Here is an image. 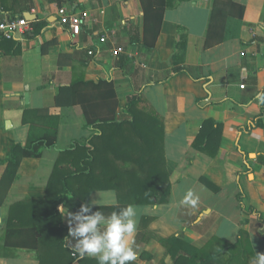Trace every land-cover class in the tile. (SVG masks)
Listing matches in <instances>:
<instances>
[{"label":"crops","instance_id":"crops-1","mask_svg":"<svg viewBox=\"0 0 264 264\" xmlns=\"http://www.w3.org/2000/svg\"><path fill=\"white\" fill-rule=\"evenodd\" d=\"M233 1L245 6L243 17L234 9L236 15L226 18L223 39L209 38L207 44L213 0H176L164 12L155 47L148 49L143 42L153 34L145 32L143 0H0V20L31 14L48 23L34 39L27 37L31 30L21 39L0 43V264H40L36 249L16 245L26 235L6 238L9 218L13 206L46 198L60 152L91 135L81 105L56 104L59 86L81 77H111L120 107L140 93L142 104L163 119L160 153L147 167L119 161L110 174L119 189L94 190L89 196L99 206L105 203L99 193L111 191L118 205L137 207L133 239L139 255L130 264H172L161 239L173 236L197 247L208 244L211 250L237 243L236 259L256 264L257 253H264V128H243L261 111L254 97L264 89V0ZM61 7L87 9L92 17L74 34L59 21ZM111 30L115 35L99 43ZM179 35L185 46L178 47ZM90 48L97 51L89 54ZM174 67L186 71L165 80ZM29 108H47L59 116L57 146L41 157H25L6 189L1 181L12 147L28 138L23 115ZM117 117L128 115L119 109ZM207 119L223 123L212 157L193 147ZM95 170L105 173L102 167ZM129 180L148 184L130 187ZM156 181L162 189L169 183L168 200L136 201L150 198ZM190 192L195 205L188 202ZM29 212L28 205H20L23 217ZM67 212L75 211L63 210L68 227Z\"/></svg>","mask_w":264,"mask_h":264},{"label":"trees","instance_id":"trees-1","mask_svg":"<svg viewBox=\"0 0 264 264\" xmlns=\"http://www.w3.org/2000/svg\"><path fill=\"white\" fill-rule=\"evenodd\" d=\"M175 1L143 0L145 32L149 30L153 34L149 37L150 39L145 36L143 43L148 49L155 47L164 12L168 6H174ZM244 8V5L237 4L233 0H213L207 44H209V38L223 39L226 18L236 13L242 18ZM47 24V21L43 20L32 21L33 29L27 37L34 39L41 35ZM62 25L67 28V25ZM178 29L181 32L180 28ZM181 39L179 35L178 47L182 44L185 46L186 40ZM183 71H186L184 67H174L165 80ZM142 102L143 99L139 93L128 98L125 105L120 107L111 77L99 78L97 81H86L84 77H81L69 84L60 85L56 104L58 106L81 105L86 116V127L92 133L83 142L74 140L69 148L60 152L48 183L46 198L21 202L23 206H29L30 212L27 218L20 213V203L13 206L6 238L26 235V239L17 241L16 245L36 249L40 264H73L75 262L97 264L95 258L80 257L66 246L68 227L63 222V210L69 208L75 212L78 211L81 203L89 201V196L94 190L119 189L115 186L118 182L110 176L111 171L118 169L117 162L132 161L138 164L136 169L143 170L147 167L149 160L156 157V152L160 153L161 148L157 145L158 141L163 140V119L156 110L143 105ZM260 107L259 116L250 121L251 123L244 127V130L264 128V105L260 104ZM119 109L123 114L128 115V118L119 119L117 117ZM59 120V116L50 114L47 108H29L24 111L23 123L29 125L28 138L26 141L18 140L14 143L1 186H6L5 188L8 189L16 180L18 168L25 157H41L46 149L57 146ZM222 128V122L214 119L205 120L193 147L211 157L214 156L219 145L215 137L222 133ZM97 167L103 168L105 171V173L101 172L103 176L99 171L96 172ZM157 181L161 184L160 180L157 179ZM157 181L154 191L149 194L150 198L139 196L136 201L166 202L170 194V185L168 183L165 189H162L160 187L162 185L159 186ZM134 183L136 186L148 184L147 180H134L127 185L132 187ZM238 198L242 201L241 194ZM118 206L123 207L127 204ZM97 207H94L93 211L97 210ZM241 208L244 210L242 202ZM101 210L105 215H109L117 210V206H104ZM251 210L255 211L254 208ZM161 241L171 254L172 264H232L233 260L237 264H246L236 259L235 254L239 248L237 243L225 242L222 249L211 250L208 244L197 247L177 236L161 239ZM228 255H231L230 259Z\"/></svg>","mask_w":264,"mask_h":264},{"label":"clouds","instance_id":"clouds-1","mask_svg":"<svg viewBox=\"0 0 264 264\" xmlns=\"http://www.w3.org/2000/svg\"><path fill=\"white\" fill-rule=\"evenodd\" d=\"M254 99L264 105V91H258ZM99 197L105 202L99 203V208L97 200H90L81 203L78 211L67 212L66 246L80 257L95 258L97 264H130L139 255L133 239L138 225L137 207L118 206L115 193L111 191L99 193ZM187 199L193 205L197 203L191 192ZM108 205L117 206V210L105 215L101 209ZM94 207L97 210L93 211ZM256 264H264V253H257Z\"/></svg>","mask_w":264,"mask_h":264},{"label":"built area","instance_id":"built-area-1","mask_svg":"<svg viewBox=\"0 0 264 264\" xmlns=\"http://www.w3.org/2000/svg\"><path fill=\"white\" fill-rule=\"evenodd\" d=\"M60 23L69 26V29L74 34H79L83 23L92 17V14L87 9L69 10L66 7L59 9ZM32 30L31 21L27 18H4L0 20V43L4 39H21L23 36ZM115 35V30L104 32L99 37V43H105L110 39V35ZM97 48H90L89 54H94Z\"/></svg>","mask_w":264,"mask_h":264},{"label":"water","instance_id":"water-1","mask_svg":"<svg viewBox=\"0 0 264 264\" xmlns=\"http://www.w3.org/2000/svg\"><path fill=\"white\" fill-rule=\"evenodd\" d=\"M30 16H27V19L28 20H31V21H33V20H35V16H33V15H31V14H29Z\"/></svg>","mask_w":264,"mask_h":264}]
</instances>
